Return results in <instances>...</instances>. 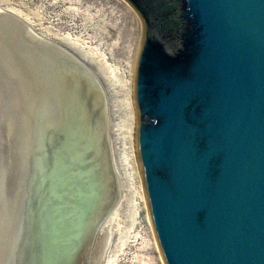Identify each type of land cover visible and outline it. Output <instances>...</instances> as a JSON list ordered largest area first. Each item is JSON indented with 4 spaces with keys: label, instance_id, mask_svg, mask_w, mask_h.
Wrapping results in <instances>:
<instances>
[{
    "label": "water",
    "instance_id": "obj_1",
    "mask_svg": "<svg viewBox=\"0 0 264 264\" xmlns=\"http://www.w3.org/2000/svg\"><path fill=\"white\" fill-rule=\"evenodd\" d=\"M127 1L143 22L137 164L165 264H264V0ZM91 70L0 8V264H104L120 191Z\"/></svg>",
    "mask_w": 264,
    "mask_h": 264
},
{
    "label": "rangeland",
    "instance_id": "obj_2",
    "mask_svg": "<svg viewBox=\"0 0 264 264\" xmlns=\"http://www.w3.org/2000/svg\"><path fill=\"white\" fill-rule=\"evenodd\" d=\"M0 8L16 10L18 16L32 22L26 16L30 13L34 30L48 33L80 54L103 85L120 191L117 213L101 228L100 235L109 233L110 237L103 251L104 264L108 258L114 261L112 264H165L153 235L147 202L140 199L137 190H143L144 184L137 164L136 120L130 114L136 109L130 85L143 33V22L136 9L127 0H0ZM1 121L9 126L6 120ZM8 126L6 132L10 134ZM1 145L0 176L5 158ZM2 189L6 186L0 184Z\"/></svg>",
    "mask_w": 264,
    "mask_h": 264
},
{
    "label": "bare ground",
    "instance_id": "obj_3",
    "mask_svg": "<svg viewBox=\"0 0 264 264\" xmlns=\"http://www.w3.org/2000/svg\"><path fill=\"white\" fill-rule=\"evenodd\" d=\"M13 10H14V8H12ZM18 10V9H17ZM16 11V10H15ZM14 11V12H15ZM18 12V11H17ZM20 12H21V10H20ZM23 13H24V11H22ZM21 12V13H22ZM20 14V13H19ZM27 17H28V19H31V21L32 22H34V18L31 16V14L30 13H27V15H26ZM25 16V17H26ZM23 18V17H22ZM24 19V18H23ZM25 20V19H24ZM28 22V21H27ZM32 22H28L32 27H33V25H32ZM33 30H34V27H33ZM35 31V33H37L38 35H40L42 38H44V40H48L49 38H51V39H54L53 37H51V36H48L49 34L48 33H46V34H44V32H42V33H40V32H37L36 30H34ZM133 81H132V79H131V83H132ZM130 86H132V85H130ZM131 89V88H130ZM132 90V89H131ZM132 93V91H129V95ZM129 98V97H128ZM126 99V98H125ZM133 102V101H132ZM128 105H130L129 104V99H128ZM130 107H132V106H130ZM135 109V108H134ZM136 110V109H135ZM134 110V111H135ZM134 111H131V112H133V114L132 113H130L131 114V117H133L134 118V120H136L135 118H136V113L134 112ZM134 122V121H133ZM25 123H26V119H25ZM128 122H125V124H123L125 127L127 126L126 124H127ZM136 123V122H135ZM135 127V126H134ZM128 128V127H127ZM135 129V128H134ZM134 131V130H133ZM133 138V137H132ZM134 148V147H133ZM134 151V150H133ZM132 155V157H133V159L135 160V161H137L136 160V155L133 153V154H131ZM137 188H138V186H137ZM138 190V193L140 194V199H143V200H145V202H146V196H145V192L143 191V190H141V188H138L137 189ZM103 191V190H102ZM117 205H118V203L114 206V208H113V210L108 214V216H107V218H106V220H105V222H104V224H103V226L102 227H104V226H106L110 221H111V219L114 217V214H116L117 213ZM149 217V216H148ZM149 220H150V222H151V218L149 217ZM101 227V228H102ZM151 227H152V224H151ZM153 229V228H152ZM153 235H154V231H153ZM109 233H105V234H103V236L101 235L100 237H99V240H98V248L100 249V247H101V243H103V245H104V247L105 246H107V244H108V240H109ZM104 259H105V257H104ZM104 262V261H103ZM114 261L111 259V258H108L106 261H105V264H112Z\"/></svg>",
    "mask_w": 264,
    "mask_h": 264
}]
</instances>
